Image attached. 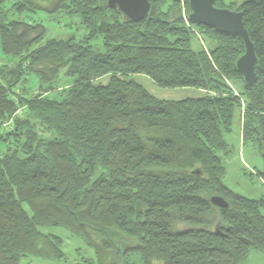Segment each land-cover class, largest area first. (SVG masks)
Masks as SVG:
<instances>
[{
    "label": "trees",
    "instance_id": "1",
    "mask_svg": "<svg viewBox=\"0 0 264 264\" xmlns=\"http://www.w3.org/2000/svg\"><path fill=\"white\" fill-rule=\"evenodd\" d=\"M214 4L244 14L252 85L236 68L242 37L192 23L188 0H150L136 21L107 0H0V264L63 260L53 228L96 264H244L249 249L264 253V195L223 182L238 111L242 145L264 159V0ZM51 13L76 17L82 35L35 16ZM138 73L204 93L160 99Z\"/></svg>",
    "mask_w": 264,
    "mask_h": 264
},
{
    "label": "rangeland",
    "instance_id": "2",
    "mask_svg": "<svg viewBox=\"0 0 264 264\" xmlns=\"http://www.w3.org/2000/svg\"><path fill=\"white\" fill-rule=\"evenodd\" d=\"M230 0H223L227 3ZM41 18L42 22L52 31L61 30L59 26L66 24L69 21L72 25L68 28L71 32H78L79 24L76 17H71L67 14H38L35 15ZM61 23V24H60ZM67 30V31H68ZM200 44L199 40L195 38L193 42L194 48ZM2 48L0 44V55H2ZM135 79L141 82L150 92L157 98H164L168 100L185 99V97L201 96L204 91L198 88L191 87H160L151 78L141 73H138ZM59 85H66L67 79L61 75ZM107 78L104 77L103 82ZM231 131L224 133V139L229 142L231 151L225 154L224 164H226V171L223 175L224 184L229 187L233 192L251 198H258L264 195V176L261 174L264 171V159L261 151L256 147L249 144L242 145L241 140V117L240 111L234 114ZM224 156V153H221ZM54 232L62 237L64 240L63 251H65V258L61 259H45L39 257H23L21 264H96L89 263L84 260L89 259L91 250H87L81 239L77 236L70 235L67 231L61 228H53ZM244 264H264V253L256 248L249 249Z\"/></svg>",
    "mask_w": 264,
    "mask_h": 264
},
{
    "label": "water",
    "instance_id": "3",
    "mask_svg": "<svg viewBox=\"0 0 264 264\" xmlns=\"http://www.w3.org/2000/svg\"><path fill=\"white\" fill-rule=\"evenodd\" d=\"M215 0H188L191 11L188 19L193 23L209 25L224 33H232L242 37L245 51L236 59V68L241 73L245 83L252 85L257 79L255 65L258 61L253 41L249 37L244 25V14L241 10L215 6ZM109 8L119 10L130 21L141 20L146 17L150 0H107ZM200 174L199 169L193 171ZM212 204L224 208L228 201L219 195L210 197Z\"/></svg>",
    "mask_w": 264,
    "mask_h": 264
},
{
    "label": "crops",
    "instance_id": "4",
    "mask_svg": "<svg viewBox=\"0 0 264 264\" xmlns=\"http://www.w3.org/2000/svg\"><path fill=\"white\" fill-rule=\"evenodd\" d=\"M201 91H203V90L201 89Z\"/></svg>",
    "mask_w": 264,
    "mask_h": 264
}]
</instances>
